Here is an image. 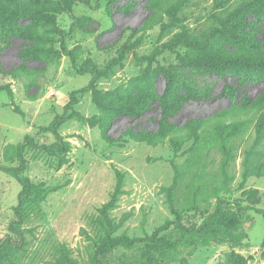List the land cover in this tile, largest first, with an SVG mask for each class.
<instances>
[{
	"label": "rangeland",
	"instance_id": "374dc122",
	"mask_svg": "<svg viewBox=\"0 0 264 264\" xmlns=\"http://www.w3.org/2000/svg\"><path fill=\"white\" fill-rule=\"evenodd\" d=\"M0 2L14 13L0 27V86L13 92H0V264H95L107 237L151 236L179 216L197 228L219 201L228 216L207 234L170 229L101 260L264 264V216L236 204L264 211L263 71L218 75L179 62L220 46L247 51L224 26L233 29L241 17L232 12L253 0H191L173 15L159 8L164 0ZM255 14L264 18L257 8L246 19L263 24ZM175 38L195 46L172 48ZM89 63L113 66L95 77ZM226 85L237 95H225ZM74 92L71 118L56 134L45 131ZM147 93L144 110L115 111L118 96ZM163 122L181 131L156 143L132 137L157 135ZM54 143L65 150L49 152ZM23 164L21 176L44 196L19 207L22 185L6 170Z\"/></svg>",
	"mask_w": 264,
	"mask_h": 264
},
{
	"label": "trees",
	"instance_id": "16d2710c",
	"mask_svg": "<svg viewBox=\"0 0 264 264\" xmlns=\"http://www.w3.org/2000/svg\"><path fill=\"white\" fill-rule=\"evenodd\" d=\"M109 1V0H106ZM166 3L159 5V8L162 10L170 9L172 15L175 11V7L190 2L191 0H164ZM259 9L260 13H263L264 16V0H253L252 3L245 4L241 9H238L232 12L231 17L240 16L241 18L238 20L236 26L233 29H229L224 26V32L231 33L233 40L241 44V46L245 47L247 51H241L238 48L231 50L229 47L220 46L215 50H212L211 53L205 58H187L180 56L179 62L183 67H194L203 70L212 71L218 75H223L230 69H249V70H261L263 71L264 77V41H261L258 38V35L261 34L262 29H264L263 24H254L251 21H248L247 14L249 12L255 11V9ZM234 15V16H233ZM256 15V14H255ZM262 15V14H260ZM259 20H264V18L256 15ZM14 17V13L6 7V5L0 2V27L6 25L8 21ZM60 31V30H59ZM179 45H185L188 48H193L195 43L185 42L179 38H175L170 47L175 48ZM200 49H205L206 47L203 45H198ZM67 51V50H65ZM161 51L154 52L150 57H148L149 61H153ZM67 55L74 61V53L72 51L68 52ZM113 66L112 63L108 64L104 68H99L96 65L91 63L87 64L84 69L91 73L95 77H100L102 75L107 74V70L111 69ZM12 74V73H11ZM174 84V76L170 75L167 80V89L166 95H169L173 89ZM237 89L231 85H226L224 88L225 95H237ZM0 92H6L10 98H13V92L9 85L0 86ZM78 92H74L71 94L69 103L65 106L64 114L58 115L54 121L45 129V131L56 134L59 128L68 121L73 113V106L77 102ZM146 97H132V101L130 96L124 95L123 97L118 96V102L115 107V111L119 114L121 113H135L138 111L144 110L146 107L145 102L140 99L150 97V94L147 93ZM202 125L201 121L195 122V127H200ZM181 129L177 126L167 124L165 122L162 123L157 135L156 134H134L132 133V137L139 142H150L156 143L158 140L162 138H166L169 136H175L179 134L178 132ZM26 140L29 141L31 138L26 136ZM23 144L19 146V151L23 150ZM49 152H53L56 150L64 151L65 144L63 143H54L51 146L46 148ZM24 164L17 168H9L6 171L11 173L14 177L19 179L22 185V191L19 196V207L23 205L25 201H28L34 197H42L44 196V191L40 190L36 185L31 183L29 178L22 177L21 173L24 170ZM237 208L239 211H255L258 214H263L264 211L251 206H243L241 201H236ZM228 216V212L224 209V202L219 201L216 210L209 215L199 227H185L182 224L181 217H177L174 221H168L162 227L158 228L151 236H147L144 238H129L126 236L120 237H107L98 247V250L94 256L95 264H104L101 260V257L108 255L115 249L119 247L124 248H133L138 244H154L159 241V237L162 233L169 231L170 229H176L181 232H185L191 235H198L203 233H208L211 229H213L219 222L225 219Z\"/></svg>",
	"mask_w": 264,
	"mask_h": 264
}]
</instances>
